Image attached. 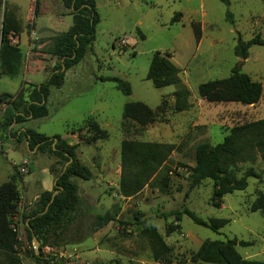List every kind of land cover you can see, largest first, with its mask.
<instances>
[{"label":"rangeland","instance_id":"374dc122","mask_svg":"<svg viewBox=\"0 0 264 264\" xmlns=\"http://www.w3.org/2000/svg\"><path fill=\"white\" fill-rule=\"evenodd\" d=\"M17 1L24 14L32 5L35 15H39L44 0ZM45 1L56 9L61 7L59 0ZM96 1L100 5L101 21L96 27L91 51L69 73L62 91L52 88L47 105L49 116L25 125L50 138L64 137L69 127L81 126L92 114L107 131L106 138L100 131L83 132L85 138L97 136L99 139L92 146L81 147L84 153L81 160L91 169L93 177L90 181L73 178L78 186L80 209L60 236L49 235L50 243L42 248L51 246L56 254L47 257L59 264H194L193 258L205 241L236 239L237 251L244 259L264 261V214L251 211L252 204L264 193V161L258 157L254 163L238 164L234 170L238 178L249 169H254L260 177H250L246 190L225 196L220 209L212 206V181L205 180L196 188H191L188 181L199 144H220L233 127L264 119V94L258 104L244 106L208 103L198 93L201 84L228 78L234 69L249 75L264 88V44L252 46L247 59L235 53L240 41L258 38L264 43V1L231 0L230 5L219 0H118L113 5L108 0ZM0 3L2 20L8 0ZM44 18L38 19V28L49 24ZM123 39L125 46L119 48L118 43ZM50 46L51 43L46 45ZM22 50L25 51L24 46ZM156 52L167 54L181 71L180 87L191 92L189 111L170 110L179 86L157 89L147 79ZM52 59L53 56L45 59L48 69ZM48 77L47 72L39 70L26 74L25 79L38 84ZM114 77L130 84V96L108 80ZM22 80L23 76L0 78V94L15 93ZM78 81L83 92L77 94L75 82ZM164 100L165 112L157 113L151 125L141 127L123 119L124 106L128 103L141 102L156 111ZM1 127L0 124V134H5L2 137L6 141L17 137L16 129L7 133ZM124 140L170 144L175 148L160 179L132 198H125L119 192ZM27 152V144H0V185L10 181L12 173L18 180L21 202L18 220L13 221L20 242L18 252L21 264H36L34 254L39 251L40 243L34 240L31 244L27 239L22 216L36 210L39 198L35 200V194L48 187L50 158L54 160L50 169H56L57 174L62 164L53 156L35 152L33 156L28 155L30 162L35 161L29 166V173L20 175L18 168L12 167L21 163ZM184 208L205 221L226 219L229 223L215 233L183 215L178 223L180 229L167 235V226L175 222L172 214ZM107 212L115 220L92 233L97 216ZM148 224L157 228L171 249L159 263L153 261L150 242L144 234ZM239 242L250 245L241 246Z\"/></svg>","mask_w":264,"mask_h":264},{"label":"trees","instance_id":"16d2710c","mask_svg":"<svg viewBox=\"0 0 264 264\" xmlns=\"http://www.w3.org/2000/svg\"><path fill=\"white\" fill-rule=\"evenodd\" d=\"M61 1L68 15L72 17V26L67 32L57 37V43L52 53L57 61L50 70L49 79L40 85H35L32 90L22 89L16 96L8 94L0 96V102L10 103L1 123V128L5 129L7 133L13 124L24 123L30 119H42L49 115L47 103L51 89H60L64 85L67 71L84 59L89 47L95 42L96 27L101 21L96 2L94 0ZM219 1L225 5L231 4V0ZM173 22L176 23L177 20H173ZM1 32L3 37L0 45V70L2 74L14 78L21 71L24 54L18 44H11L9 37L11 35L19 37L23 32V27L15 11L8 7L4 11L0 35ZM263 44L258 38L249 42L240 41L235 48V53L237 56L247 59L252 46ZM180 72L167 54L156 52L147 76V79L157 89L179 86L173 94L174 104L170 108L175 113L189 111L192 107L191 92L180 87ZM108 80L114 82L117 89L124 95L132 94L131 86L127 81L117 77ZM198 93L200 98L208 103H237L250 106L260 102L264 88L260 82L254 81L249 75L234 69L228 78L201 84ZM166 106L165 100L156 111L141 102L128 103L124 106L123 119L146 127L155 122L157 113L165 112ZM68 129L73 133H79L81 140L90 145L95 144L99 139L97 136L91 139L85 138L83 136L85 130L92 133L100 131V133L103 132L105 138L107 137V131L102 129L93 117L85 119L79 127H69ZM22 138L28 141L30 151L37 149V152L53 156L58 163L62 164V169L58 174L56 169L50 170L56 178L53 190L43 192L39 197L36 210L29 215L22 216L27 239L31 244L37 240L40 243L39 251H41L43 245L50 243L49 235L53 233L60 236L62 230L73 222L80 209L81 200L78 196V186L73 182V178L90 181L93 173L79 161L78 146L70 145L61 136L50 138L35 130L27 129L21 133L18 140L20 141ZM174 149V146L170 144L124 140L121 144L120 154L119 192L121 195L125 198L135 197L145 187L157 182ZM258 157L264 161V119L233 127L220 144L211 145L208 142L199 144L195 150V166L189 172L188 181L191 188H196L205 180L212 181V206L220 209L225 196L236 191L246 190L250 177H260L254 169H249L241 178H238L234 171L238 164L254 163ZM18 187V180L15 176L0 185V264H21L22 261L18 252L20 242L17 232L13 229V218L18 215L21 202ZM55 193L56 195L53 197ZM251 211H260L264 214V193L260 194L252 204ZM172 215L175 216V222L167 226V235L180 229L178 223L181 222L183 215L191 218L195 224L215 233H218L229 223L226 219L205 221L188 208ZM114 220L115 216L110 212L97 216L93 223L92 233L100 231ZM58 231L60 232L58 233ZM144 234L149 239L153 261L159 263L165 260L171 249L157 228L148 224L144 228ZM239 243L241 246L250 245L245 242ZM237 245L236 239L205 241L194 256L193 263L264 264V261L244 259L237 251ZM34 258L36 264H59L52 258L43 257L42 254H34Z\"/></svg>","mask_w":264,"mask_h":264},{"label":"crops","instance_id":"0c3cea01","mask_svg":"<svg viewBox=\"0 0 264 264\" xmlns=\"http://www.w3.org/2000/svg\"><path fill=\"white\" fill-rule=\"evenodd\" d=\"M94 1L96 2L97 8H98V12H99L100 11V5H99V3L96 0H94ZM59 2L61 4V7L56 9V7H52V5H49L47 3V1L44 0L43 3H42L41 12L39 13V15H35L34 10L32 9V5H31L29 11L24 14L23 10H22V7H21L20 3L17 0H8V8H10V9L15 11V13L17 15V18L20 20V22L22 24V27H23V32L20 34V36L19 37H14V38H15L16 44H18L20 46L21 50H22L23 46L25 47V51L22 50V53L24 54V62H23V66H22L21 71H20L18 76L14 77V78H11L9 76H6V75L2 74V72L0 70V78L8 77V78H11V79H16L19 76H23V80L21 81V83L19 85V88H18V90L15 93H3V94H0V96L4 95V94H8V95H11V96H16L22 89H26V90L27 89H31L32 90L35 85L42 84V83L36 84V83H32V82L26 81L25 78H26V74H28V73H33V72H36V71L40 70V71L47 72L48 76L50 77V75H51L50 70H51V68L54 67V62L57 61V58L53 57L52 61L50 62V66H49L50 68L49 69L47 67V63L48 62L45 59L50 57V56H52V53H53V51L55 49V45L57 43V37L58 36H56V35H54L52 33L39 34V32L41 30H43V29H52L55 32H59V33L63 34L65 32H67L69 30V28L72 26V17L70 15H68V12L64 8V6L62 4V1L59 0ZM117 2H118V0H108V4H110V5L116 4ZM0 8H1V6H0ZM41 17L42 18L45 17L44 19H46L47 22H49V24L42 25V27L38 28L37 27V21H38V19H41ZM67 18H69V22L67 21ZM2 21H3V17H2V20H1V17H0V26H1ZM139 24H141V23H139ZM34 31L37 33L36 37H33V35H32V32H34ZM48 43H51V46L49 48L46 47V45ZM92 46L93 45H91L89 47L88 52L91 51ZM113 47H114V44H113ZM86 55H85V57H86ZM85 57H84V59H85ZM78 65H76L75 67H73L72 69L67 71V73L65 75L64 85L59 89V91L63 90V88H64V86L66 84L67 78L69 77V73L72 72V71L74 72L75 68ZM49 77H48V79H49ZM81 85L82 84L80 83V81H78L77 83L75 82V86H76V89H77V94L79 92H83L82 90H80L81 89ZM51 95H52V89H51V93H50V96L48 98V101H49ZM47 105H48V103H47ZM9 107H10V105L8 106V108ZM7 109L4 111L3 115L6 114ZM3 115H2V118L0 120L1 121L0 124L3 121ZM47 117H45V118H47ZM88 117L95 118L94 115H92V114L90 116H88ZM35 120H37V119H35ZM32 121L33 120L30 119V120H28V121H26L24 123L11 125L8 132H10V129H16L17 130V137L14 138V139L10 138V140L6 141L5 137H2V136H5V134L3 132H1V134H0V144L6 142V143H14V144L19 143V144H23V145H25V144L29 145L28 141L25 138H22L20 141L18 140V138L20 137L22 132H25L27 129H30V128L25 127V125L28 124L29 122H32ZM2 134H4V135H2ZM62 138L64 140H66L70 145H77L78 146L77 147V156H78L79 161L83 164V162L81 160V156H83L84 153L81 151V147L82 146H86V145L87 146H92L94 144L90 145V144L84 143L81 140V137H80L79 133H73L69 129L67 131V135H65ZM83 144H85V145H83ZM28 150H29V147H28ZM34 150H36L35 152H37V149H34ZM35 152L29 150V152L24 154L22 162L25 161V160H28V155L30 154V155L33 156ZM2 154H4V153L2 152ZM39 154L40 155H44L42 153H39ZM37 158H38V156H37ZM37 158H36V160H37ZM50 159H51V165H52L54 160L52 158H50ZM33 162H35V161H32L30 163H32V165H33ZM21 163L13 164V167H12L13 170H14V167H17L18 171H19V166L21 165ZM51 165L49 167L50 180H49L48 187H46L45 191H52L54 186H55V183H56V178L53 175V173H51V171H50L51 170L50 169ZM12 176H13V173L10 175L8 180H10L12 178ZM45 191L43 189L41 192L43 193ZM41 192H38L37 194H35V200H37L40 197L39 193H41Z\"/></svg>","mask_w":264,"mask_h":264},{"label":"built area","instance_id":"2783aa9c","mask_svg":"<svg viewBox=\"0 0 264 264\" xmlns=\"http://www.w3.org/2000/svg\"><path fill=\"white\" fill-rule=\"evenodd\" d=\"M32 35H33V37H36L37 33L34 31V32H32ZM9 38H10L11 44L16 45L15 38L12 35ZM124 44H125V39H123L121 42L118 43L119 48H123L125 46ZM114 47H116V44H114ZM9 105H10L9 102H5V101L0 102V120L2 118L4 111L8 108ZM30 164L31 163L28 160L23 161L20 165L18 172L21 175H27L29 173ZM17 220H18V215H15L13 218V221H17ZM13 229H14V231L17 232V228L15 226H13ZM53 253L56 254V249L51 247V246H45L42 248L41 251H37V254H42L45 257H47L48 255H51ZM68 264H75V263H68ZM81 264H90V263L81 262Z\"/></svg>","mask_w":264,"mask_h":264},{"label":"water","instance_id":"95a60500","mask_svg":"<svg viewBox=\"0 0 264 264\" xmlns=\"http://www.w3.org/2000/svg\"><path fill=\"white\" fill-rule=\"evenodd\" d=\"M43 33H52V34H54V35H56V36H61L62 35V33H59V32H55L54 30H52V29H43V30H41L40 32H39V34H43ZM2 37H3V34H2V32H1V35H0V45H1V43H2ZM56 65V62H54V66ZM36 150H33V152H35ZM65 170H66V167H65ZM64 170V171H65ZM56 195V193L53 195V197ZM38 247H39V244L36 242L35 243V249L37 250L38 249Z\"/></svg>","mask_w":264,"mask_h":264}]
</instances>
